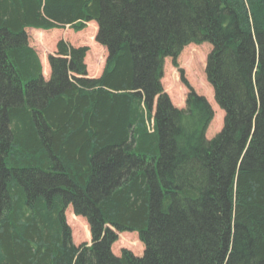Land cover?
<instances>
[{
  "label": "trees",
  "instance_id": "trees-1",
  "mask_svg": "<svg viewBox=\"0 0 264 264\" xmlns=\"http://www.w3.org/2000/svg\"><path fill=\"white\" fill-rule=\"evenodd\" d=\"M90 21L101 75L62 39L45 78L27 29ZM202 42L211 139L205 97L179 109L161 80ZM118 232L141 257L112 253ZM0 264H264V0H0Z\"/></svg>",
  "mask_w": 264,
  "mask_h": 264
},
{
  "label": "rangeland",
  "instance_id": "rangeland-1",
  "mask_svg": "<svg viewBox=\"0 0 264 264\" xmlns=\"http://www.w3.org/2000/svg\"><path fill=\"white\" fill-rule=\"evenodd\" d=\"M97 25L90 23L83 31L74 32L69 27L62 30L51 29L44 31V36H39V33L32 28L27 29L28 43L34 50H36L42 62L44 56L55 51V45L59 40L64 38L73 47H87L89 48L85 63L89 74H96L99 69H102L106 62L107 52L102 48L99 42L96 41ZM45 39V43L41 42ZM211 50V45L206 42L201 44H193L185 46L176 59V66L173 65V59L167 57L163 65V76L161 78L163 89L170 97L171 103L177 108L185 106V99L189 93V89L194 90L198 95L205 97L206 101L210 103L214 111L216 110V119L210 122L209 127L205 132L207 139L216 136L217 132L222 128L221 121L223 120L221 110L218 108L216 101L213 100V89L205 78V63L207 54ZM45 63V62H44ZM49 77V76H48ZM46 77V78H48ZM189 86H187V85ZM65 222L70 227L72 240L75 246L85 242L91 243V234L88 222L85 217L76 216L68 207L65 213ZM135 232L117 233V240L113 243L111 248L115 256H119L122 249L130 250L134 255L141 257L143 252V244L139 242ZM138 243V244H137Z\"/></svg>",
  "mask_w": 264,
  "mask_h": 264
},
{
  "label": "crops",
  "instance_id": "crops-1",
  "mask_svg": "<svg viewBox=\"0 0 264 264\" xmlns=\"http://www.w3.org/2000/svg\"><path fill=\"white\" fill-rule=\"evenodd\" d=\"M44 59H45V57H44ZM40 62H42L41 59H40ZM101 72H102V69H99V71L96 74H89V77H98L101 74ZM42 73H43L45 78L48 77L50 74L48 65L47 64L45 65L44 62L42 64Z\"/></svg>",
  "mask_w": 264,
  "mask_h": 264
}]
</instances>
